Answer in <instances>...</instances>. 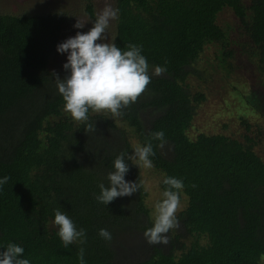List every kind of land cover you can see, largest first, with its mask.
Wrapping results in <instances>:
<instances>
[{"label": "trees", "instance_id": "obj_1", "mask_svg": "<svg viewBox=\"0 0 264 264\" xmlns=\"http://www.w3.org/2000/svg\"><path fill=\"white\" fill-rule=\"evenodd\" d=\"M115 9V43L141 46L151 76L136 101L115 115L121 124L106 110H89L86 122L64 114L54 78L66 70H48L64 13H0V177H8L0 186V246H23L31 264H78L81 247L86 264H264V159L254 149L256 138H192L188 129L205 95L192 93L187 83L200 73L194 64L209 45L224 68L241 52L264 76V0H115ZM225 9L235 27L219 22ZM86 12L93 21L91 3ZM156 65L166 71L152 74ZM247 104L259 109L251 99ZM241 121L249 131L244 116ZM87 123L95 131L85 132ZM160 130L162 141L152 135ZM131 138L151 142L162 191L163 175L183 180L186 204L177 218L190 239L175 237L168 249L153 246L145 258L118 263L117 236L153 222L133 161L125 178L140 189L107 205L95 199L116 155L132 154ZM56 208L86 230L83 244L64 248L53 224ZM101 228L110 240L98 235Z\"/></svg>", "mask_w": 264, "mask_h": 264}, {"label": "clouds", "instance_id": "obj_2", "mask_svg": "<svg viewBox=\"0 0 264 264\" xmlns=\"http://www.w3.org/2000/svg\"><path fill=\"white\" fill-rule=\"evenodd\" d=\"M116 14L117 10L106 4L95 16L92 26L87 31H77L56 44L57 53L66 56L62 64L66 75L63 78L59 76L54 78L57 91L64 101V110L76 121H88L89 110L94 112L106 110L112 115H121V109L135 102L151 80L149 64L142 54L141 46L129 44L126 49H121L115 43V36L111 42L105 39L109 22ZM74 27L83 28L84 23L76 21ZM165 71L166 68L162 65L152 68L154 75H160ZM84 130L95 131V124L87 123ZM152 135L155 139L161 141L164 139L162 130ZM152 155L154 151L151 142L137 144L132 154L123 152L117 154L112 162V170L107 173L108 183L98 184L99 192L95 199L107 205L117 197L131 196L137 192L141 184L137 180L125 178L129 170L127 161H132L134 156L135 165L151 169L154 167ZM7 181V176L0 177V186ZM161 183L166 187L161 192V198L154 204L151 227L143 232L146 242L153 245L169 243L170 230L179 226L177 211L183 207L180 199L184 187L183 180L163 175ZM53 212L56 235L64 248L67 249L75 242L83 244L86 230L82 227L77 228L72 218L60 208L54 209ZM98 235L105 240L111 239V233L105 228L99 229ZM24 251V247L15 242L0 246V264H31V261L24 257ZM77 259L78 264H86L82 247L79 249Z\"/></svg>", "mask_w": 264, "mask_h": 264}, {"label": "rangeland", "instance_id": "obj_3", "mask_svg": "<svg viewBox=\"0 0 264 264\" xmlns=\"http://www.w3.org/2000/svg\"><path fill=\"white\" fill-rule=\"evenodd\" d=\"M87 3L92 4L95 16L106 4H110L115 9V0H0V13L14 15L64 13L67 22L60 40L63 41L77 31L84 32L92 26V19L86 12ZM218 20L224 26L235 27L237 24L235 16L228 9L219 14ZM76 21L84 23V27L75 28ZM116 26L117 14L114 19L110 20L106 29L105 39L108 42H111L112 37L116 35ZM216 49L215 45H209L204 49L194 64L200 73L190 75L187 80L189 90L192 93L202 92L205 95L204 100L196 106L188 133L192 138L198 133L225 134L239 138L243 142L242 135L249 134L256 138L254 149L264 159V76L258 73L248 56L241 52L230 60L229 67L227 65L224 68L215 58ZM65 60L66 56L57 53L55 49L49 58L48 70L63 69L62 64ZM247 98L251 99L259 109H252L253 105L247 104L249 100ZM63 112L70 116L65 110ZM143 115L147 122L150 117V110H146ZM241 116H244L250 124L249 131L242 124ZM111 117L115 122L121 124L117 116ZM137 144L135 138H131V146L134 148ZM132 161L133 163L136 162L134 156ZM135 166L146 192L144 202L149 210V218L153 220L154 204L161 198L162 189L159 185L161 174L154 168L145 169L142 166ZM180 199L184 207L186 197L183 193H181ZM143 232L131 227L117 236L114 248L118 263L145 258L152 252L153 246L168 249L172 238L178 237L182 241H189L190 239L180 224L178 228L170 230L167 245L147 243Z\"/></svg>", "mask_w": 264, "mask_h": 264}]
</instances>
